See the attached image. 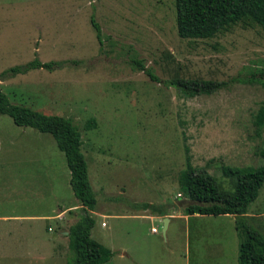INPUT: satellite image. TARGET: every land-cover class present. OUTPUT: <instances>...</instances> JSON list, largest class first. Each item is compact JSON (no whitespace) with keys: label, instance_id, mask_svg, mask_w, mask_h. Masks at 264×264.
I'll return each instance as SVG.
<instances>
[{"label":"rangeland","instance_id":"1","mask_svg":"<svg viewBox=\"0 0 264 264\" xmlns=\"http://www.w3.org/2000/svg\"><path fill=\"white\" fill-rule=\"evenodd\" d=\"M33 58L66 64L6 73ZM175 77L226 86L183 97L162 84ZM0 90L10 103L69 118L79 130L95 199L90 237L113 252L104 264H237L234 218L183 215L190 202L178 174L186 155L219 187H229L221 166L264 169V117L254 123L264 107V28L237 24L186 40L176 34L173 0H0ZM68 179L49 134L0 115V264L72 257L60 234L80 217ZM141 203L164 206L163 215L133 207ZM67 207L62 220L53 217ZM244 222L264 235V180Z\"/></svg>","mask_w":264,"mask_h":264},{"label":"trees","instance_id":"2","mask_svg":"<svg viewBox=\"0 0 264 264\" xmlns=\"http://www.w3.org/2000/svg\"><path fill=\"white\" fill-rule=\"evenodd\" d=\"M176 34L180 39H211L232 26L256 25L264 28V0H173ZM98 44L101 45L100 29L89 20ZM77 64V62H70ZM66 61L40 62L36 58L6 70L10 76L25 74L30 70L43 69L48 72L62 68ZM132 64L155 83L161 81L138 62ZM253 76V74H252ZM164 87H171L183 97L209 95L226 86L222 81L171 78L162 81ZM0 115L8 116L18 127H28L40 133L49 134L58 151L63 155L69 172L68 185L79 203L80 217L66 232L67 249L72 254L65 264H104L113 252L90 237L93 219L89 211L95 204L94 195L87 178L85 159L80 151L82 144L79 130L69 118L46 115L29 108L12 104L0 90ZM264 117L263 105L259 107L254 123L260 126ZM187 152V149H185ZM222 177L229 181V187H219L215 179L201 168L191 165L189 157L184 158V167L178 174L180 196L188 201L182 209L183 215H230L234 218L239 237L237 264H264V235L244 222L247 206L256 198L264 180L263 167L231 168L220 167ZM141 210L148 209L160 217L164 206L141 203L133 205Z\"/></svg>","mask_w":264,"mask_h":264},{"label":"crops","instance_id":"3","mask_svg":"<svg viewBox=\"0 0 264 264\" xmlns=\"http://www.w3.org/2000/svg\"><path fill=\"white\" fill-rule=\"evenodd\" d=\"M76 201H77V200H76ZM72 207L74 208L75 206H72ZM68 210H70V207H67V208L61 209V210L59 211V213H58L57 215L53 216V217H56V218L62 220L63 216L60 217V215H62L65 211H67V213H68V212H69ZM232 217H233V216H232ZM48 229H49V230H48ZM46 231H47V232H52V228L47 226V227H46ZM60 234L65 235L66 232H60ZM53 243H56V242H53Z\"/></svg>","mask_w":264,"mask_h":264},{"label":"water","instance_id":"4","mask_svg":"<svg viewBox=\"0 0 264 264\" xmlns=\"http://www.w3.org/2000/svg\"><path fill=\"white\" fill-rule=\"evenodd\" d=\"M161 221H162V234L164 236L165 228H166V224H167L168 218H162Z\"/></svg>","mask_w":264,"mask_h":264},{"label":"built area","instance_id":"5","mask_svg":"<svg viewBox=\"0 0 264 264\" xmlns=\"http://www.w3.org/2000/svg\"><path fill=\"white\" fill-rule=\"evenodd\" d=\"M48 230H49V229H48ZM151 232H152V233H155L156 231H155V229L151 228Z\"/></svg>","mask_w":264,"mask_h":264}]
</instances>
